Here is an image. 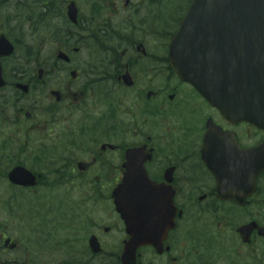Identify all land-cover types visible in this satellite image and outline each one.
<instances>
[{"label":"flooded vegetation","instance_id":"1","mask_svg":"<svg viewBox=\"0 0 264 264\" xmlns=\"http://www.w3.org/2000/svg\"><path fill=\"white\" fill-rule=\"evenodd\" d=\"M143 9L0 0V264H121L111 195L136 147L174 209L137 264H264V170L251 175L264 131L180 82L169 43L139 52ZM26 173L34 187L10 180Z\"/></svg>","mask_w":264,"mask_h":264},{"label":"water","instance_id":"2","mask_svg":"<svg viewBox=\"0 0 264 264\" xmlns=\"http://www.w3.org/2000/svg\"><path fill=\"white\" fill-rule=\"evenodd\" d=\"M169 59L176 75L225 117L247 121L254 115L264 121V0H192ZM126 159L124 190L113 198L129 236L122 264H135L139 247L155 245L166 228L154 223L151 212L168 204L155 201V211L151 205L142 209L156 192L139 190L151 188L144 175L139 181V149L128 151Z\"/></svg>","mask_w":264,"mask_h":264},{"label":"trees","instance_id":"3","mask_svg":"<svg viewBox=\"0 0 264 264\" xmlns=\"http://www.w3.org/2000/svg\"><path fill=\"white\" fill-rule=\"evenodd\" d=\"M168 1H171V0H168ZM190 0H186V1H184L183 2V6L182 7H178V9L177 8H173V9H170V11H169V16L170 17H172L173 19L171 20V19H167L168 21H164V22H166V25L168 26V24H169V22H170V24H171V21H174V23L172 24V26H171V29H176L177 28V25H178V23H179V21H180V18H181V16H182V14H183V12H184V10H185V8H186V6H187V4H188V2H189ZM170 3V2H169ZM162 19H164V18H162L161 17V19H160V21H162ZM173 31H170V32H164V33H162V34H160L159 35V38L161 39V40H165V39H167V37H166V35L167 36H171V33H172Z\"/></svg>","mask_w":264,"mask_h":264},{"label":"rangeland","instance_id":"4","mask_svg":"<svg viewBox=\"0 0 264 264\" xmlns=\"http://www.w3.org/2000/svg\"><path fill=\"white\" fill-rule=\"evenodd\" d=\"M139 83H140V81H139ZM142 84H144V82H142ZM98 211H99V213L103 211V212L101 213V215H104V212H105V211L103 210V208H101V209H100V210H98ZM99 213H98V216H97V215H95V218H99V217H101ZM54 261H56V259H55ZM52 264H55V263H54V262H52Z\"/></svg>","mask_w":264,"mask_h":264},{"label":"bare ground","instance_id":"5","mask_svg":"<svg viewBox=\"0 0 264 264\" xmlns=\"http://www.w3.org/2000/svg\"><path fill=\"white\" fill-rule=\"evenodd\" d=\"M155 30V32H157V29H154Z\"/></svg>","mask_w":264,"mask_h":264}]
</instances>
